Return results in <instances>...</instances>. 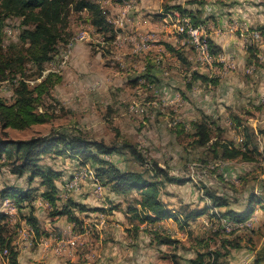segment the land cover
Here are the masks:
<instances>
[{
    "label": "rangeland",
    "instance_id": "374dc122",
    "mask_svg": "<svg viewBox=\"0 0 264 264\" xmlns=\"http://www.w3.org/2000/svg\"><path fill=\"white\" fill-rule=\"evenodd\" d=\"M98 1L113 26L115 36L111 37L110 33L103 34L94 28V32L86 39L76 40L80 27L91 24L90 15L85 9H71L65 23L59 27L64 40L59 41L52 59L44 64L40 75L36 66L25 60L21 65V72H8L6 78L0 80V99L10 104L15 99L14 90L19 81L25 80L32 88L49 72L60 75L61 81L51 88L48 95L43 96L37 109L47 112L51 119L44 124H34L22 130L0 127V136L17 140L44 137L53 130L78 133L89 140L117 146L120 149L118 153L103 158L120 170H145L149 176L150 172L147 173L146 168L156 163L169 174L186 180L183 184L167 183L159 188L160 199L168 202L177 214L188 208H201L209 204L202 186L229 198L230 206L235 209L245 207L246 198L251 194L264 198L262 161L259 164L240 158L215 159L209 143L202 146L196 143L192 128V124L201 120L202 114H205L208 116L210 137L232 142L231 146L234 147L241 143L243 124L255 130H264V46L257 50L262 59L259 60L257 56L254 59L251 55L252 61L248 62L253 64H245L237 75L234 73L236 66L224 70V73L221 70V73L216 68L222 66L215 62L212 65L213 70L208 66L197 69L192 46L186 40L187 48L182 49L174 39L171 40L170 38L178 35L172 22L160 19L177 11L171 7L178 4L177 2L184 1V5L188 4L190 8L206 0H135L133 9L126 16H123L122 4L118 0ZM256 1L248 2L254 4ZM261 2L264 13V0ZM197 20L200 23L207 19ZM161 21L169 26V33L163 29ZM252 24L251 26L255 25ZM24 28L26 25L22 18L0 12L2 54L13 59L21 56V53L24 54L26 45L19 42V34ZM261 31L264 40V30ZM146 33L152 38L148 48L136 50L132 38ZM178 36L184 38L182 35ZM168 45L180 52L182 59ZM15 63L18 66L17 60ZM229 71L235 74L231 79L223 75ZM193 72L207 76L206 82L194 79ZM214 79L218 81L217 84L213 82ZM257 139L261 151L264 147V134L257 135ZM124 142L136 146L143 162L127 150L121 149ZM255 158L259 160L260 157L255 155ZM84 164L97 167L91 161L81 163L78 158L53 153H47L39 160L40 166H49L58 172L59 176L55 181L62 185L70 174ZM84 182L67 192L66 196L71 198L74 191H80ZM100 183L102 184L101 181ZM13 184L36 188L34 199L43 190L38 178L28 181V174L14 175L9 172L8 166L0 163V189ZM93 194L107 202L114 201L115 198L108 185L104 186L100 195H97L93 187ZM136 194L131 191L119 199H132ZM67 197H61L64 201L60 206L66 202ZM262 204L264 202L261 201L253 205L254 208L259 206L261 209ZM2 208L5 213L4 207ZM27 211L28 207L21 210V213L16 208L14 212L6 213L8 218L5 220V235L13 244L18 241L22 248L26 240L20 230L26 225L23 218ZM44 212L49 215L50 210ZM212 212L196 218L192 228L187 224L178 226L176 230L175 226L172 231L175 242L170 246L161 245L158 248L156 241L151 240L164 236L163 229L150 226L148 231L149 228H146L145 232L150 234V249H147L150 261L147 264H154V257L171 264L173 256L177 257L179 264H189L190 256L210 250H220L221 256L216 261L217 264H231L235 254L245 251L240 248H245V252L249 253L256 250L254 260L258 258L264 264V211L261 209L250 228L231 233L223 232L219 228V219ZM255 215L252 214L254 217ZM106 222L107 220L105 224ZM80 224H83V220ZM81 225L75 228L74 233L84 230ZM102 225L106 226L104 223ZM86 226V230H90ZM103 226L97 222V232H102ZM134 229L136 231L139 226ZM93 232L98 235L96 231ZM223 240L236 242L239 247H222ZM31 241L34 243V234ZM2 259L6 258L0 255V264H3ZM209 262L214 264L210 259Z\"/></svg>",
    "mask_w": 264,
    "mask_h": 264
},
{
    "label": "trees",
    "instance_id": "16d2710c",
    "mask_svg": "<svg viewBox=\"0 0 264 264\" xmlns=\"http://www.w3.org/2000/svg\"><path fill=\"white\" fill-rule=\"evenodd\" d=\"M118 2L122 4L123 0H118ZM171 7L181 13L188 14L193 23H199L192 10L182 7L180 4H173ZM71 9L75 11L87 10L90 15V23L98 32L110 33L111 37L115 36L113 26L98 0H0V12L2 14L20 17L23 24L26 25V28L19 34V42L26 45L23 50L24 54L21 53V56L13 59L2 54L0 50V80L5 79L8 72H21V65L25 60L33 63L40 75L44 64L52 59L59 41L64 40L59 27L65 23ZM258 29L264 30V26H260ZM208 42L212 53L215 54L220 51V48L210 39H208ZM168 48L176 51L169 45ZM248 51L254 57L253 46H248ZM176 55L180 59L183 57L178 51H176ZM15 60L18 61V66L15 65ZM192 75L194 79H200L204 82L207 80V76L202 73L193 72ZM60 81V75L53 72H49L32 88L27 85L25 80L19 81L14 90L15 99L12 103L7 104L0 99V127L2 129L22 130L34 124L48 122L51 116L45 111H38V105L43 96L48 95L51 88ZM216 81V79L213 80L214 83ZM207 118V115L202 114V119L192 124L193 135L196 136L198 145L202 146L209 143V148L215 159L240 158L259 164L262 161L264 165V147L261 151L259 150L257 139V135L264 134V130H255L251 126L243 124L241 143L239 146L234 147L231 146L232 142L210 137V126ZM121 149L127 150L137 160L143 162V158L132 143L124 142ZM119 150L117 146L92 141L78 133H67L60 130H53L44 137H31L28 139L12 140L0 136L1 165L8 166L9 172L14 175L23 176L28 174V181H33L35 178L39 179V184L43 187L39 196L51 205L52 209L49 215L52 217L64 215L70 220H76L77 217L74 215L72 208L79 211H86L89 208L68 197L63 205L57 206L56 202L60 200V197L58 196L55 180L59 174L49 166L42 167L39 165L40 158L47 153L68 155L80 159L81 163L91 161L94 165L97 164V167L94 168L96 176L104 186H109V191L115 194L124 195L135 191L136 196L127 199L126 210L130 214L129 218L138 223H150L152 225L161 219L171 218L181 227L214 208H225L224 211H218L221 216L241 222L252 216L255 210L254 203L264 202L263 196L251 194L247 196L246 205L242 209L229 208V198L217 194L216 191L207 186H202L204 197L209 201V204L201 208H188L177 214L174 209L160 199L159 188L167 183L183 184L186 180L169 174L156 163H152L150 168H146L147 173L150 172V175L147 176L145 170H120L109 160L103 158V156L118 153ZM255 155L260 157L259 160L255 158ZM35 191L36 188L22 187L15 184L5 185L0 189V198L12 199L20 213L23 208L28 207L23 219L32 228L34 237L38 238L45 232L41 229L40 222L34 215V206L30 204V201L34 199L33 194ZM261 209L264 211V204L261 205ZM92 210H95V208ZM7 218L8 214L0 211V250L5 249L7 251L5 258L8 264H18V249L4 233ZM148 231H150V228ZM158 240L161 244L175 242L174 239L166 235L159 237ZM230 241L223 240L222 247H239L236 242ZM220 256V250L197 252L188 261L189 264H210V259L212 263L217 264L216 261ZM173 264H179V262L174 260ZM254 264H261L260 259L256 258Z\"/></svg>",
    "mask_w": 264,
    "mask_h": 264
},
{
    "label": "crops",
    "instance_id": "0c3cea01",
    "mask_svg": "<svg viewBox=\"0 0 264 264\" xmlns=\"http://www.w3.org/2000/svg\"><path fill=\"white\" fill-rule=\"evenodd\" d=\"M220 1L221 0H206V2L195 4L194 7L190 8L188 4L184 5V1L177 3L181 4L184 8L192 10L193 15H195L197 19L201 21L207 19L204 22L209 25L208 38L221 49L220 51H222V53H227L225 55L227 58V66L217 67L216 70L218 72L223 70L222 72L224 73V70H229L236 66L237 69L234 73L237 75V72H239L245 64H253V62H248L251 60L252 56L248 51V46L245 44L241 27L243 25L248 28L264 26V13H262L263 4H261L262 0H257L254 4L249 3V0ZM163 19L162 17L160 20L163 21ZM236 19H242V21ZM252 23L255 25L251 26L253 25ZM161 26L169 33L168 31L170 28L168 25L163 23ZM170 39H174L182 49L187 48L184 38L177 35ZM263 46L264 43L253 45L254 59L255 56H257L259 60L262 59V55L258 54L257 50ZM223 75H227L228 79H231L232 75L235 76L231 71ZM217 82L218 81H216L215 84H217ZM69 178L70 175L68 179ZM55 184L57 186L58 196L60 197V200H58L56 204L60 207V203L64 201V199L61 198L63 185L58 181H55ZM82 184L80 191H74L71 199L85 205L89 210L79 211L72 208L74 215L77 217L76 220H70L64 215L52 217L48 215L47 212H44L52 209L49 203L40 196L32 200L31 203L34 206V215L39 222L41 221L40 227L45 233L38 238L34 237V243H31L32 241L26 242L23 248L21 246L22 249L20 248L18 250V264H147V262L150 261V257L147 256V249H150V234L146 233V228L153 226L155 229H163L164 235L174 239L172 233L173 228L176 226V230H178L177 227L179 226L175 220L171 218L161 219L152 225L150 223L132 221L129 218L130 214H128L126 210L128 198H124V200L119 199L120 196L125 197L126 194H115L111 192L116 200L114 198V201H102V198H98L93 194V184L91 182L88 181ZM87 193L90 195H87ZM3 200L4 199L0 198V211L3 210ZM165 203L167 204L168 202ZM168 206L171 208L169 204ZM258 207L259 206L254 210V214H256L255 221L261 211ZM93 208H95V210H92ZM229 208L233 207L230 206ZM25 209L26 208H23V210ZM240 209L237 208V210ZM82 220L83 224L81 225L80 223ZM105 220H107L106 224ZM196 220L197 219L189 221L188 227H194ZM97 222L100 226H103V223L106 225L105 227L103 226L104 230L102 232H97ZM133 223H135V226H139V229L136 231ZM78 225H81L84 230L74 233ZM86 225H88L90 230H86ZM93 231L98 233L99 238ZM59 238L66 240L77 239L76 247L67 249L61 254H56L53 247L56 240ZM151 240L156 241L158 248L161 245L170 246L174 244H161L159 240L155 238H151ZM240 249L246 251L245 248ZM245 251L235 254L230 263L254 264L253 257L256 250L250 253ZM190 258H193V256H190L188 259ZM153 259L155 260V262H153L154 264H169L167 262H161L156 257ZM174 260L179 261L177 257L173 256L171 264H173ZM2 262L3 264H8L7 259H2Z\"/></svg>",
    "mask_w": 264,
    "mask_h": 264
},
{
    "label": "built area",
    "instance_id": "2783aa9c",
    "mask_svg": "<svg viewBox=\"0 0 264 264\" xmlns=\"http://www.w3.org/2000/svg\"><path fill=\"white\" fill-rule=\"evenodd\" d=\"M135 0H123L121 9L123 16H126L134 7ZM170 20L172 22V26L174 27L175 32L178 35L184 36L185 41L192 46L195 52V63L198 68H205L206 66L210 67L212 70L213 63H218L221 66H227V58L222 53H212L210 49V45L208 42V29L209 25L206 22L193 23L191 17L188 14L181 13L180 11H174L171 14H166L163 21L167 22ZM241 32L247 46H253L257 44L264 43L262 37V31L260 29L254 28L249 29L246 26L241 27ZM94 32V27L91 24H83L77 32L76 40H84L86 39L90 33ZM150 34L146 33L143 35H138L132 38L133 46L136 50H144L148 48L149 42L151 40ZM70 44H68L69 46ZM64 58H67V55H64ZM89 181L93 184L94 191L97 195H100L103 190V185L100 183L99 178L96 176L95 170L89 164H84L80 168H78L75 172L70 174V178L63 185V191L61 197L66 198L67 192H70L78 187L81 182ZM16 205L12 200L6 198L3 200V207L5 213H12L16 210ZM213 216L219 219L220 229L223 232L231 233L239 231L243 228H250L255 222V217L251 216L248 219L237 222L227 218L226 216H221L218 213V210L214 208L212 210ZM23 238L26 242H31V237L33 230L32 228L26 224L20 230ZM77 239H62L59 238L56 240V243L53 247V250L56 254H61L63 251L76 247ZM15 247L19 250L21 248V244L17 241L15 242ZM6 250L1 251L0 255L5 257Z\"/></svg>",
    "mask_w": 264,
    "mask_h": 264
},
{
    "label": "bare ground",
    "instance_id": "6f19581e",
    "mask_svg": "<svg viewBox=\"0 0 264 264\" xmlns=\"http://www.w3.org/2000/svg\"><path fill=\"white\" fill-rule=\"evenodd\" d=\"M5 250V249H4Z\"/></svg>",
    "mask_w": 264,
    "mask_h": 264
}]
</instances>
